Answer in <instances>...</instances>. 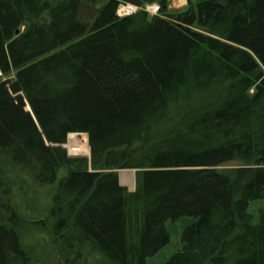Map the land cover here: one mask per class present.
I'll list each match as a JSON object with an SVG mask.
<instances>
[{"label": "trees", "instance_id": "obj_1", "mask_svg": "<svg viewBox=\"0 0 264 264\" xmlns=\"http://www.w3.org/2000/svg\"><path fill=\"white\" fill-rule=\"evenodd\" d=\"M81 4L0 0V264H36L8 170L53 186L41 222L63 262L146 264L183 219L163 264H264V0H104L86 23Z\"/></svg>", "mask_w": 264, "mask_h": 264}, {"label": "rangeland", "instance_id": "obj_2", "mask_svg": "<svg viewBox=\"0 0 264 264\" xmlns=\"http://www.w3.org/2000/svg\"><path fill=\"white\" fill-rule=\"evenodd\" d=\"M104 0H82L79 10V18L82 22H89L94 14L95 8L100 6ZM174 2V4H173ZM187 4V0H170V9L180 10ZM75 138L85 146L84 141L87 140V135L82 136V133H74ZM71 137V134H70ZM69 138L63 143V148L66 150L68 156H85L88 154L73 153L69 148ZM235 162H229L225 166L235 165ZM119 182L122 185H134L135 174L134 169H120L117 171ZM65 174V169L58 170L57 176L60 177ZM8 183V191L12 204L18 210L21 216L28 221L27 227L24 231L23 245L30 250L31 258L36 264H71L63 262L57 254L54 236L41 222L43 216L46 214L50 197L52 196L53 186L39 185L24 174L18 175V171H9L6 175ZM57 182V181H56ZM264 208V199L251 201L248 205L249 212L253 215L254 221H257L259 212ZM41 222V224H39ZM185 220L179 219L176 221H168L167 228L169 232L168 243L163 246L157 253L150 256L146 260V264H163V262L171 256L180 247V236ZM43 225V226H42ZM62 242V240H61ZM62 245H65L62 242ZM75 264H109L97 252H91L86 256V259Z\"/></svg>", "mask_w": 264, "mask_h": 264}, {"label": "built area", "instance_id": "obj_3", "mask_svg": "<svg viewBox=\"0 0 264 264\" xmlns=\"http://www.w3.org/2000/svg\"><path fill=\"white\" fill-rule=\"evenodd\" d=\"M139 9H143L148 14L153 15L158 12L159 5L157 3H151L140 6L131 2H121L116 9V13L118 16H126L136 12Z\"/></svg>", "mask_w": 264, "mask_h": 264}, {"label": "bare ground", "instance_id": "obj_4", "mask_svg": "<svg viewBox=\"0 0 264 264\" xmlns=\"http://www.w3.org/2000/svg\"><path fill=\"white\" fill-rule=\"evenodd\" d=\"M75 134L72 133L71 134V139H70V144H69V148L72 150L73 153H80V154H88L89 153V146H88V143H87V140L84 141L83 143H85V146L81 145V143L78 144L76 138H75ZM82 136L85 137L86 134L85 133H82Z\"/></svg>", "mask_w": 264, "mask_h": 264}, {"label": "water", "instance_id": "obj_5", "mask_svg": "<svg viewBox=\"0 0 264 264\" xmlns=\"http://www.w3.org/2000/svg\"><path fill=\"white\" fill-rule=\"evenodd\" d=\"M70 134H72V133H69V134L66 136V141L70 138ZM60 146L62 147L63 144H61ZM88 157H89V156H88ZM126 189H127L128 192H132V191H134V189H135V184H134V185H127V186H126Z\"/></svg>", "mask_w": 264, "mask_h": 264}]
</instances>
